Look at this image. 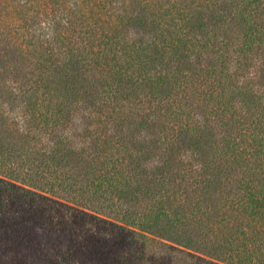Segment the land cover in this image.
<instances>
[{
	"label": "trees",
	"instance_id": "trees-1",
	"mask_svg": "<svg viewBox=\"0 0 264 264\" xmlns=\"http://www.w3.org/2000/svg\"><path fill=\"white\" fill-rule=\"evenodd\" d=\"M0 264H264V0H0Z\"/></svg>",
	"mask_w": 264,
	"mask_h": 264
}]
</instances>
